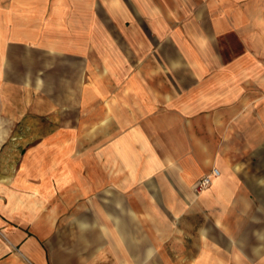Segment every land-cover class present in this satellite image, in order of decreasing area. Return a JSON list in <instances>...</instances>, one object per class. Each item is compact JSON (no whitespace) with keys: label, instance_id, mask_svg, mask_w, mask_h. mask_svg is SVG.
I'll return each instance as SVG.
<instances>
[{"label":"crops","instance_id":"obj_1","mask_svg":"<svg viewBox=\"0 0 264 264\" xmlns=\"http://www.w3.org/2000/svg\"><path fill=\"white\" fill-rule=\"evenodd\" d=\"M157 1L38 0L20 14L29 23L13 24L34 58L36 47H55L56 67L76 83L109 46V69L130 60L122 82L148 73L153 97L138 98L132 126L109 141V153L122 145L113 177L88 176L87 195L69 172L71 140L39 161L0 162V264H264V0H165L168 11ZM105 109L108 136L116 119ZM215 169L212 185L196 190ZM80 199L89 207L71 209ZM48 202L71 209V222Z\"/></svg>","mask_w":264,"mask_h":264},{"label":"rangeland","instance_id":"obj_2","mask_svg":"<svg viewBox=\"0 0 264 264\" xmlns=\"http://www.w3.org/2000/svg\"><path fill=\"white\" fill-rule=\"evenodd\" d=\"M36 1L38 0H0V162H20L24 160L26 155H31L33 161H39L42 152L53 151L51 148L55 145H58L59 149L67 147L69 144L67 140H71L76 149L74 155L68 159L69 172L74 179L79 178L80 184H84L80 185V193L87 195L88 176L91 177L92 174L96 180H102L104 171L107 170L109 177H113L111 173L113 170H108L115 161L111 157L112 154L117 155L115 152L122 145L114 146L112 148L114 152L110 151L111 153H109V141L110 143L114 141L117 144L120 140V132L122 129H126L123 124L128 127L132 126L133 118H137V112L134 111L137 109L133 108L136 107L134 105H137L138 98L153 97V85L150 82L152 76L147 73L146 78H143L142 74L138 76L136 72L137 75L133 76L135 83L122 82L120 71L127 61L125 58L121 60L114 58L119 64L115 70L111 67L109 69V46L104 52L108 57H104L101 51V53L95 54L96 65L84 68L86 71H90L84 75L85 84V80L76 83L77 80H72L74 79L73 74L62 72L60 68L56 67L57 53L51 50L55 47L51 45L41 47L44 51H40L36 47L35 50L39 57L34 58L33 53L29 52L32 50L31 47L35 45L24 38V36L29 38L27 35L20 36L18 32L22 28L16 25L14 27L13 24L29 23V17L24 19L20 14L29 13V9ZM57 1L60 4L63 2V0ZM164 1L162 0V3L157 1L152 7H158L162 4L161 6L168 11V3ZM26 7L28 10L24 12ZM155 15H158V18L168 17L167 14L162 13ZM125 19H128L127 15ZM14 34L25 39L24 42H18L20 44L16 45ZM22 39L18 38L21 41ZM20 53L24 54L20 56ZM29 56L31 58H28ZM130 62L129 60L127 63L131 69L132 64ZM134 64L136 65V63ZM147 66L148 71L152 72V69ZM26 79H28V86L24 84ZM36 79L39 82H35ZM138 81H142V84L146 83V90L143 87L139 89ZM108 105L113 114L115 113L116 120L113 121V128H111L114 133L112 134L111 130L109 133L108 125L107 136L104 131L99 132V130L107 125L100 121L104 113H107L104 109H107ZM123 108H125L124 111H122ZM129 111L134 113L131 116L129 113L130 117L128 118L126 115ZM123 114L127 118L122 123L119 119ZM57 130L63 131V138L58 140L49 138ZM64 131L75 133L74 139L67 137L68 135ZM88 136L94 137L93 142L89 143ZM48 139L51 140L50 144L46 143ZM6 173V170H0V175L4 176ZM38 174V171H33V178H37ZM118 177H121L120 174ZM200 180L195 185L196 190L199 192L207 190L208 188L204 190L198 188ZM108 187H103L100 191L95 192L98 194V198L103 197V189ZM51 188L54 190L55 186ZM33 192L36 191L33 190ZM65 192V189L61 187L58 193ZM88 204L86 199H80L74 202L71 209H87ZM48 209H64V219L71 222L67 216L71 215L73 211L61 206V202H48ZM190 231L193 232V230ZM193 236L197 237L195 234ZM194 241V247H196V238ZM177 251L178 256L184 254L182 250ZM163 252L167 251L164 250ZM188 252L190 256L201 255V251L195 248ZM173 253L176 255V252Z\"/></svg>","mask_w":264,"mask_h":264},{"label":"built area","instance_id":"obj_3","mask_svg":"<svg viewBox=\"0 0 264 264\" xmlns=\"http://www.w3.org/2000/svg\"><path fill=\"white\" fill-rule=\"evenodd\" d=\"M218 175V170H213L211 174L206 175L200 180V182L198 183V188H200L201 190L209 188L212 185V179Z\"/></svg>","mask_w":264,"mask_h":264}]
</instances>
